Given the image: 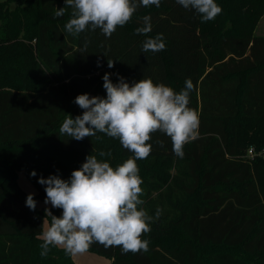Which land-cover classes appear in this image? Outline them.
I'll use <instances>...</instances> for the list:
<instances>
[{
  "label": "trees",
  "instance_id": "1",
  "mask_svg": "<svg viewBox=\"0 0 264 264\" xmlns=\"http://www.w3.org/2000/svg\"><path fill=\"white\" fill-rule=\"evenodd\" d=\"M216 3L222 12L203 23L176 0L141 6L107 38L100 29L67 33L71 9L55 17L65 0H0V264H75L59 247L40 255L45 209L26 206L18 172L36 187L34 200L44 202L41 176L68 180L91 154L113 167L133 155L104 133L77 141L59 132L68 114L82 115L78 95L106 97L105 73L113 83L118 73L129 84L151 78L176 92L190 78L199 138L181 159L171 139L156 132L151 154L137 161L142 207L153 217L163 210L143 236L149 250L122 254L95 243L88 252L105 264H264V158H244L251 146L264 148V35L255 33L264 0ZM145 15L152 32L134 34ZM157 34L165 50L143 52Z\"/></svg>",
  "mask_w": 264,
  "mask_h": 264
},
{
  "label": "clouds",
  "instance_id": "2",
  "mask_svg": "<svg viewBox=\"0 0 264 264\" xmlns=\"http://www.w3.org/2000/svg\"><path fill=\"white\" fill-rule=\"evenodd\" d=\"M185 9H194L201 22L214 20L222 12L216 0H176ZM161 5V0H65V7L55 10V17H63L71 9V18L65 31L73 36L91 29H100L110 38L118 27L131 21L137 9ZM143 25L134 34L148 36L152 32L151 16L142 17ZM163 34L148 37L142 45L143 52L165 50ZM87 43L84 45L86 50ZM114 67V61H107ZM97 66H101L98 60ZM110 73L103 76L106 97L78 95L74 103L82 115L64 119L59 132L77 141L94 137L97 132L118 139L124 149L133 155L113 167L97 155H88L82 166L73 170L68 180L59 175L40 177L38 183L45 186V205L62 210L57 217L45 209L41 240V256H47L50 247L62 248L69 256L83 255L95 243L104 248L120 247L122 254H137L149 250L150 241L143 239L151 231L150 224L162 214L157 208L155 217L142 207L145 201L143 180L139 175L138 160L147 159L152 151L149 143L156 132L166 134L172 142V151L184 157L185 145L199 138V113L189 107L190 94L194 90L192 80H185V87L176 92L151 78L131 84L122 76L113 83ZM98 138V137H97ZM163 146V142H160ZM99 157L111 156V151H100ZM35 177L36 172L30 173ZM29 194L26 206L35 211L37 202ZM46 217H50V222Z\"/></svg>",
  "mask_w": 264,
  "mask_h": 264
},
{
  "label": "rangeland",
  "instance_id": "3",
  "mask_svg": "<svg viewBox=\"0 0 264 264\" xmlns=\"http://www.w3.org/2000/svg\"><path fill=\"white\" fill-rule=\"evenodd\" d=\"M256 35H264V17L261 19L260 23L257 26L256 29ZM18 183L21 186V188L26 191L28 194H34L36 195L37 193V189L36 187L29 181V179L26 177L25 173L23 170H20L18 172ZM37 204L40 208H48L51 210L52 214L55 215L53 213V208L51 206V204L45 205V203L43 201L37 200ZM62 215V210L59 211L58 215H55L57 217ZM73 260L75 262V264H105L107 263V260L95 253H90L87 252L83 255H78L73 257Z\"/></svg>",
  "mask_w": 264,
  "mask_h": 264
},
{
  "label": "built area",
  "instance_id": "4",
  "mask_svg": "<svg viewBox=\"0 0 264 264\" xmlns=\"http://www.w3.org/2000/svg\"><path fill=\"white\" fill-rule=\"evenodd\" d=\"M257 157L264 158V148L257 149L254 146H251L244 156V158L249 161L254 160Z\"/></svg>",
  "mask_w": 264,
  "mask_h": 264
}]
</instances>
